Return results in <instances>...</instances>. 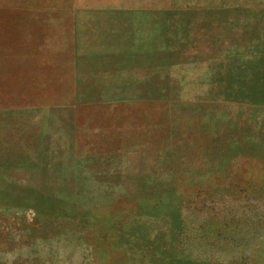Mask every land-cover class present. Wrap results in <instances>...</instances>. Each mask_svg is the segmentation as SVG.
Listing matches in <instances>:
<instances>
[{
	"label": "rangeland",
	"instance_id": "374dc122",
	"mask_svg": "<svg viewBox=\"0 0 264 264\" xmlns=\"http://www.w3.org/2000/svg\"><path fill=\"white\" fill-rule=\"evenodd\" d=\"M0 264H264V0H0Z\"/></svg>",
	"mask_w": 264,
	"mask_h": 264
}]
</instances>
